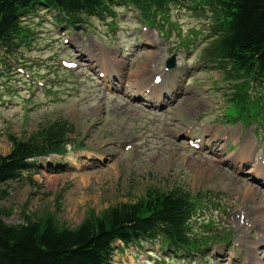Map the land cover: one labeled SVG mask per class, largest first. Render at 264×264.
Returning a JSON list of instances; mask_svg holds the SVG:
<instances>
[{
	"label": "rangeland",
	"instance_id": "1",
	"mask_svg": "<svg viewBox=\"0 0 264 264\" xmlns=\"http://www.w3.org/2000/svg\"><path fill=\"white\" fill-rule=\"evenodd\" d=\"M115 11V16L106 19L91 17L85 29L71 31L72 27L63 25L66 37L72 38L68 46L63 44L64 36L56 32L50 16L32 14L29 18L37 39L23 54H27L26 72L33 75L28 78L20 73V79H12L15 72L12 66L5 67L0 75V153L7 154L11 149L8 132L28 137L42 123L60 119L74 124L73 138L83 142L86 149L72 153L74 141L67 155L38 159V165L26 170L22 179L0 185L2 218L8 224H18L26 221L25 214L35 220L50 211L62 224L75 228L91 208L100 212L119 202H134L154 188L165 191L184 188L218 198L221 204L232 206L231 212L242 209L253 221L252 215H258V204L264 210V190L251 182L245 171L240 174L227 167L231 163L229 156L234 157V144L230 150L221 144L220 157L190 150L181 140L185 125L194 126L199 134L231 131L233 143L238 141L237 148L239 143L251 140L248 147L253 158L257 151L264 152V127L240 123L234 126L227 121L228 93L222 75L198 63L197 54L205 44L204 33L187 55L183 50L176 51L175 44L186 39L192 29L206 27L202 17L185 6H174L170 18L180 29L173 26L169 37L156 35L157 45L151 42L150 47L138 44L139 26L132 13L119 5ZM112 19L118 25L115 31L109 25ZM80 48H103L116 53L123 64L125 86L134 82L132 71L163 72L167 59L176 54L179 64H185L179 67L180 93L169 107L156 112L109 90L93 75L79 78L82 71L74 76L62 71L56 56L73 59ZM46 73L52 76V81L45 77ZM42 83L45 85L41 86ZM127 143L134 146L125 150ZM87 150L93 155L105 153L107 161L95 163L88 158L91 155ZM247 186H252L253 192L246 197ZM260 225L264 226V218L255 222L254 230L260 232L251 236L255 240L262 238L258 237L263 233ZM218 226L231 228L227 221H220ZM239 226L242 231L243 226ZM121 244L115 245L109 264H161L155 257L162 254L158 245L155 250L146 241L122 252L116 250ZM173 262L177 264L175 259Z\"/></svg>",
	"mask_w": 264,
	"mask_h": 264
},
{
	"label": "trees",
	"instance_id": "2",
	"mask_svg": "<svg viewBox=\"0 0 264 264\" xmlns=\"http://www.w3.org/2000/svg\"><path fill=\"white\" fill-rule=\"evenodd\" d=\"M132 1L145 5L148 12L164 14L174 0ZM214 2L221 11L214 13L216 25L206 56L223 69L231 67L235 78H243L232 85L241 113L260 114L264 92L253 94L251 89L252 82H264V0ZM113 4L114 0H0V72L7 66L6 55H15L33 41L35 30L27 19L34 12L56 9L61 22L73 25L84 21L83 15L107 11ZM74 132L67 120L42 123L28 137L8 132L11 149L0 154V185L19 180L32 163L29 159L65 154ZM201 202V196L189 191L156 188L135 202H119L100 212L91 208L75 228L62 224L50 211L35 220L25 214V222L8 224L0 208V264H105L115 240L129 245L162 238L170 246L194 245L192 218Z\"/></svg>",
	"mask_w": 264,
	"mask_h": 264
},
{
	"label": "bare ground",
	"instance_id": "3",
	"mask_svg": "<svg viewBox=\"0 0 264 264\" xmlns=\"http://www.w3.org/2000/svg\"><path fill=\"white\" fill-rule=\"evenodd\" d=\"M120 65V64H119ZM122 65V64H121ZM120 65V66H121ZM144 83V79L139 77L138 79H135V84L134 86H130L131 89H133V87H140L142 84ZM253 192V188L252 186L248 187L244 190V195L245 196H249L250 194H252ZM258 215L260 216V219H263L264 218V210H260L258 212Z\"/></svg>",
	"mask_w": 264,
	"mask_h": 264
}]
</instances>
